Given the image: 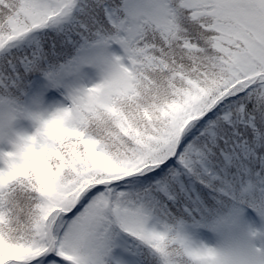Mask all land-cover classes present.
Segmentation results:
<instances>
[{
  "label": "snow or ice",
  "instance_id": "1",
  "mask_svg": "<svg viewBox=\"0 0 264 264\" xmlns=\"http://www.w3.org/2000/svg\"><path fill=\"white\" fill-rule=\"evenodd\" d=\"M0 264H264V0H0Z\"/></svg>",
  "mask_w": 264,
  "mask_h": 264
}]
</instances>
